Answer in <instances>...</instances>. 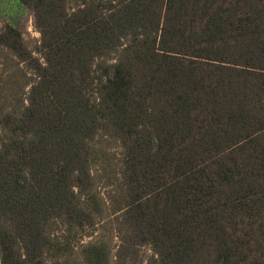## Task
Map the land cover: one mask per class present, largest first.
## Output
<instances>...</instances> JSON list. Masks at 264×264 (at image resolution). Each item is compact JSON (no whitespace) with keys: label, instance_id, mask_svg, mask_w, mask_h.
<instances>
[{"label":"trees","instance_id":"1","mask_svg":"<svg viewBox=\"0 0 264 264\" xmlns=\"http://www.w3.org/2000/svg\"><path fill=\"white\" fill-rule=\"evenodd\" d=\"M18 1L40 56L0 26V52L35 74L0 114V264H63L69 237L46 224L94 225L101 131L123 148L122 246L149 244L147 264H264V0ZM105 248L83 245L84 264Z\"/></svg>","mask_w":264,"mask_h":264},{"label":"rangeland","instance_id":"2","mask_svg":"<svg viewBox=\"0 0 264 264\" xmlns=\"http://www.w3.org/2000/svg\"><path fill=\"white\" fill-rule=\"evenodd\" d=\"M69 6L73 3L70 1ZM32 12L18 0H0V26L9 22L17 25L28 48L35 56H40L38 46L40 34L34 26ZM124 40L123 42H125ZM121 48L104 56L101 61L110 63L118 57ZM35 80L32 70L20 63L6 49L0 52V114L8 111L19 112L27 103L30 84ZM92 159L91 187L99 199V211L94 213V225L84 228L68 229L63 218H53L46 224L50 237H69V249L61 259L63 264H84L83 245L90 243L106 247L108 259L105 264H147L153 251L149 244L136 247L122 246L123 231L120 230L123 200L119 194L122 187L121 167L123 148L120 140L104 131L99 132L91 141Z\"/></svg>","mask_w":264,"mask_h":264}]
</instances>
